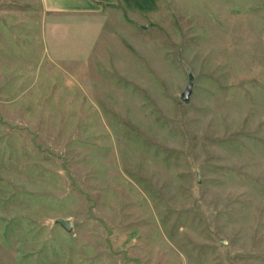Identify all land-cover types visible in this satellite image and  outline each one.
Returning <instances> with one entry per match:
<instances>
[{
	"label": "rangeland",
	"instance_id": "obj_1",
	"mask_svg": "<svg viewBox=\"0 0 264 264\" xmlns=\"http://www.w3.org/2000/svg\"><path fill=\"white\" fill-rule=\"evenodd\" d=\"M154 1L0 0V264H264V0Z\"/></svg>",
	"mask_w": 264,
	"mask_h": 264
},
{
	"label": "crops",
	"instance_id": "obj_2",
	"mask_svg": "<svg viewBox=\"0 0 264 264\" xmlns=\"http://www.w3.org/2000/svg\"><path fill=\"white\" fill-rule=\"evenodd\" d=\"M45 8L63 12H95L103 7L123 6L129 11L150 12L154 9V0H42Z\"/></svg>",
	"mask_w": 264,
	"mask_h": 264
},
{
	"label": "water",
	"instance_id": "obj_3",
	"mask_svg": "<svg viewBox=\"0 0 264 264\" xmlns=\"http://www.w3.org/2000/svg\"><path fill=\"white\" fill-rule=\"evenodd\" d=\"M187 76H188V79H187L186 86L184 90L180 93V100L185 104H188L190 101V95L192 93V87H193L192 73L188 71ZM55 223L59 224L67 232H70L72 230V222L68 219L57 218L55 220Z\"/></svg>",
	"mask_w": 264,
	"mask_h": 264
}]
</instances>
